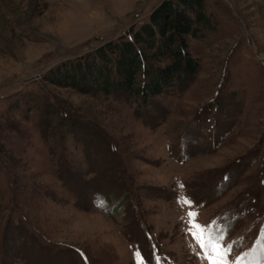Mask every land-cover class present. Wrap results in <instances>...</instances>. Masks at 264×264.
Returning a JSON list of instances; mask_svg holds the SVG:
<instances>
[{
  "label": "rangeland",
  "instance_id": "1",
  "mask_svg": "<svg viewBox=\"0 0 264 264\" xmlns=\"http://www.w3.org/2000/svg\"><path fill=\"white\" fill-rule=\"evenodd\" d=\"M163 1L0 0V264H201L189 211L264 264V0H207L199 72L149 100L48 79Z\"/></svg>",
  "mask_w": 264,
  "mask_h": 264
},
{
  "label": "trees",
  "instance_id": "2",
  "mask_svg": "<svg viewBox=\"0 0 264 264\" xmlns=\"http://www.w3.org/2000/svg\"><path fill=\"white\" fill-rule=\"evenodd\" d=\"M216 21L207 0H165L139 30L107 41L94 59L58 68L48 79L93 96L121 92L149 100L194 80L201 63L189 38H205L216 29Z\"/></svg>",
  "mask_w": 264,
  "mask_h": 264
},
{
  "label": "snow or ice",
  "instance_id": "3",
  "mask_svg": "<svg viewBox=\"0 0 264 264\" xmlns=\"http://www.w3.org/2000/svg\"><path fill=\"white\" fill-rule=\"evenodd\" d=\"M178 202H182V206L191 204V201L184 197H178ZM196 218L197 213L192 211L187 213L186 234L191 235L195 245L199 248V252H196V247H193V252L201 264H244L242 257L233 259L234 246L225 245V237H217L212 230L196 222ZM258 255L253 257L254 264H261ZM135 260L136 264H146L139 251L135 252ZM156 264H159V260Z\"/></svg>",
  "mask_w": 264,
  "mask_h": 264
}]
</instances>
